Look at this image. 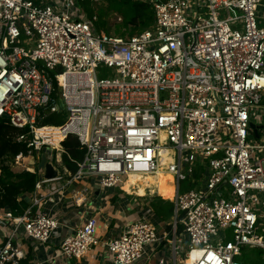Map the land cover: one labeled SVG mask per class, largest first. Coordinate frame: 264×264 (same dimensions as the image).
I'll list each match as a JSON object with an SVG mask.
<instances>
[{"label":"built area","instance_id":"obj_1","mask_svg":"<svg viewBox=\"0 0 264 264\" xmlns=\"http://www.w3.org/2000/svg\"><path fill=\"white\" fill-rule=\"evenodd\" d=\"M85 1L100 2L0 0V120L27 148L13 163L37 175L21 213L0 208V264H21L22 240H56L49 259L243 264L254 249L264 264V0H141L153 22L129 36L98 30ZM70 135L84 148L74 172L62 161ZM38 152L55 177L26 161ZM158 172L173 178L167 223L137 200L146 192L123 189ZM96 192L133 196L136 218L104 236L84 211Z\"/></svg>","mask_w":264,"mask_h":264},{"label":"trees","instance_id":"obj_2","mask_svg":"<svg viewBox=\"0 0 264 264\" xmlns=\"http://www.w3.org/2000/svg\"><path fill=\"white\" fill-rule=\"evenodd\" d=\"M101 6H95V4L85 1V10L89 16L95 14L97 20L95 21L98 30L110 34L106 27L105 18L110 14L115 13L120 17V23L116 27L112 35L119 33L121 36L124 32H121V28H129V34H133L134 31L140 32L152 25L153 11L151 5L141 0H102ZM264 103V98H263ZM62 118L56 114H50L45 123H61ZM21 132V129L17 127L9 126L5 121L0 120V208H8L14 214L21 213L28 202L24 198L25 193L33 191L35 180L37 179L36 173L29 171L15 172L11 170L8 160H12L13 157L22 153L26 155L27 148L24 143H18L14 140V135ZM63 154L62 161L68 171L74 172L77 168L75 162L83 157L84 148L79 144L78 139L70 135L63 142ZM197 177V174H194ZM187 181V188L182 191L188 190L192 186V182ZM181 190V187H180ZM151 191V189H150ZM20 198V199H19ZM150 208L161 219H168L172 216L173 203L171 200L164 199L162 196H155L150 203ZM244 251V260L247 258V252ZM256 262L261 263V250H255ZM247 262V260H246ZM251 263L252 261H248ZM247 262V263H248ZM254 263V260L253 262Z\"/></svg>","mask_w":264,"mask_h":264},{"label":"crops","instance_id":"obj_3","mask_svg":"<svg viewBox=\"0 0 264 264\" xmlns=\"http://www.w3.org/2000/svg\"><path fill=\"white\" fill-rule=\"evenodd\" d=\"M165 187V186H164ZM166 191V190H165ZM104 193H94L91 196V202L89 206L86 208V213H98L99 217V229L102 234H106L104 236L108 237L109 235H114L119 232V229L122 228L126 223L135 219L137 216V209L139 206L132 205L131 199L128 198H118L117 196L110 198V194L107 195V198L102 200V196ZM141 201V200H140ZM152 199L149 201V207ZM82 209L79 208L78 211ZM77 211V209H74ZM159 220L163 223L169 222L168 220L164 221L159 218ZM64 221H68L64 218ZM78 224V221L74 215L70 217V222L63 226H61V232H68L72 225ZM0 233H2L1 224H0ZM50 243V246L44 247L43 245L36 244V247L33 248L24 240H22V244L24 245V250L26 251V256L22 260L21 264H32L33 260H37L40 264H108L104 255L100 253L98 250H93L88 252L84 256V258L78 260L72 258L70 260L52 258L50 257L55 255V250L57 249L56 240ZM248 250V249H246ZM168 264H178V262L173 263L171 259Z\"/></svg>","mask_w":264,"mask_h":264},{"label":"rangeland","instance_id":"obj_4","mask_svg":"<svg viewBox=\"0 0 264 264\" xmlns=\"http://www.w3.org/2000/svg\"><path fill=\"white\" fill-rule=\"evenodd\" d=\"M89 3H91V2H89ZM91 4H95V6H97V7L103 5L102 4V0H100V2L98 4H96V3H91ZM105 20H106L105 22H106V27L108 29V32L110 34H113V32L115 31L116 27L120 23V17L118 15H116L115 13H113V14H110L109 16H107L105 18ZM120 31L124 32V34L122 36H129L130 35L129 34V28H121ZM136 32L137 31H134V33H136ZM117 35H120V34L117 33ZM100 75H101V77H106L107 76L106 73H102ZM41 154H42V152H38V154H35V156H30L29 158L26 159L27 162L31 163L30 165H31L32 168H34V169L36 168V166H37V164H38V162L40 160ZM7 162L9 163V166H10L11 170H13L15 172H19L20 168L18 166H16L13 163L12 160H8ZM162 179H163V176L160 178V182L159 183H155V184L152 183V181H146L145 190L143 188V191L146 192V197L138 198L137 200H139V201L140 200L144 201V200H147V199H150V200L152 199L153 200V197H155V196H162V197H164V199L172 200V196H173L172 180L173 179L164 178L165 185H166L165 187H164V184L162 182ZM187 184H188L187 181H181L180 182L181 191L184 190L185 188H187L186 187ZM136 187H138V186L135 185V186H133L130 189H132L134 191V189ZM147 188L151 189L150 193H152V194L148 193ZM123 189H124V186H123ZM124 190H126V189H124ZM145 192L142 195H144ZM127 197H128V199H133V196H131V195H128ZM170 219H171V217L168 218V219H162L161 218V220H164V221H166V220L169 221ZM243 251H244V249H243ZM246 251H248V250H246ZM236 259L240 260L243 264H258V262L255 263V261L257 260L256 259L255 250H251V252H247V258H246L247 262L248 261H252L253 262V260H254V263H252V262L251 263H249V262L247 263L246 260H244L243 253L240 256H238Z\"/></svg>","mask_w":264,"mask_h":264},{"label":"bare ground","instance_id":"obj_5","mask_svg":"<svg viewBox=\"0 0 264 264\" xmlns=\"http://www.w3.org/2000/svg\"><path fill=\"white\" fill-rule=\"evenodd\" d=\"M162 176H163L162 182H163L164 186H166L164 178L173 179L172 174L167 173V172H158L155 176H151V175H147L145 177L130 176L128 181L124 184V189L132 192L133 190L130 189L129 185L134 184V185L138 186V188L134 189V192L139 194V196H141L145 192V191H143V188L145 187L146 181H152V183H154V184L159 183L160 178ZM193 261L194 260L191 258V259L187 260V263H192Z\"/></svg>","mask_w":264,"mask_h":264},{"label":"water","instance_id":"obj_6","mask_svg":"<svg viewBox=\"0 0 264 264\" xmlns=\"http://www.w3.org/2000/svg\"><path fill=\"white\" fill-rule=\"evenodd\" d=\"M3 119H6L7 116L3 115ZM46 155L44 153L41 154L40 160L37 164L38 169H43V177L44 178H53L58 173L57 168H55L50 162L46 161Z\"/></svg>","mask_w":264,"mask_h":264}]
</instances>
